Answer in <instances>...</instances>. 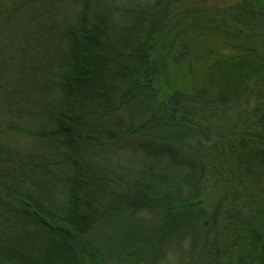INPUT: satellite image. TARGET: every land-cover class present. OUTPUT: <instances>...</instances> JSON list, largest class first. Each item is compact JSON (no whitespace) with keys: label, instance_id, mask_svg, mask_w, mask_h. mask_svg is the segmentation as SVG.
I'll return each instance as SVG.
<instances>
[{"label":"trees","instance_id":"obj_1","mask_svg":"<svg viewBox=\"0 0 264 264\" xmlns=\"http://www.w3.org/2000/svg\"><path fill=\"white\" fill-rule=\"evenodd\" d=\"M263 198L264 0H0V264H216Z\"/></svg>","mask_w":264,"mask_h":264},{"label":"rangeland","instance_id":"obj_2","mask_svg":"<svg viewBox=\"0 0 264 264\" xmlns=\"http://www.w3.org/2000/svg\"><path fill=\"white\" fill-rule=\"evenodd\" d=\"M262 200V205H264V198ZM261 211L264 212L263 209ZM241 250L245 253H235L236 250L229 251L226 255H222L216 264H264V242L259 240L257 245L256 243L248 244ZM210 264L215 263L210 261Z\"/></svg>","mask_w":264,"mask_h":264}]
</instances>
